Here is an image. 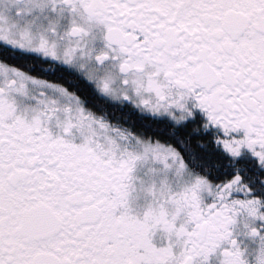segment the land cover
<instances>
[{"label":"snow or ice","instance_id":"obj_1","mask_svg":"<svg viewBox=\"0 0 264 264\" xmlns=\"http://www.w3.org/2000/svg\"><path fill=\"white\" fill-rule=\"evenodd\" d=\"M0 264H264V0H0Z\"/></svg>","mask_w":264,"mask_h":264}]
</instances>
